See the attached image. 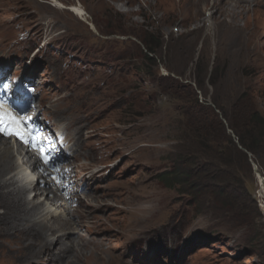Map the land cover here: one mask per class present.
Here are the masks:
<instances>
[{
  "label": "rangeland",
  "instance_id": "1",
  "mask_svg": "<svg viewBox=\"0 0 264 264\" xmlns=\"http://www.w3.org/2000/svg\"><path fill=\"white\" fill-rule=\"evenodd\" d=\"M0 62L53 156L10 138L0 264H264V0H0Z\"/></svg>",
  "mask_w": 264,
  "mask_h": 264
},
{
  "label": "bare ground",
  "instance_id": "2",
  "mask_svg": "<svg viewBox=\"0 0 264 264\" xmlns=\"http://www.w3.org/2000/svg\"><path fill=\"white\" fill-rule=\"evenodd\" d=\"M23 88H24V86H22V82H20V87L18 88V89H21L22 91H23ZM1 94L2 93H0V98H1ZM12 94V93H11ZM22 94H17V92H15V99L16 100H19V99H24L25 101L26 100H29V99H31L30 97H26V95H22L24 98H19L20 96H21ZM3 104H4V102H3V100L2 99H0V118H2L3 119V121H4V123L7 125V123L9 122V119H10V117H15V116H13V115H11L7 110H6V108H5V106H3ZM19 119V118H18ZM20 121H22L21 119H20ZM23 122V121H22ZM32 123H35L34 121H32ZM13 127H16V125H13ZM21 127L23 128V124L21 125ZM24 131H26L27 133H33V130H24ZM46 133H44V135H45ZM41 135L42 134H40V137H41ZM48 135V133L46 134V136ZM1 137L3 138V139H7V140H5V141H3L2 139H1ZM54 137H55V134H53V133H51L50 135H49V138L48 139H50V140H53L54 139ZM11 136H5V135H3V134H0V159L4 162V164L5 165H9L10 164V162H13L14 161V159H15V157H16V155H18V154H20V151H19V149L21 148L22 150H24L25 152H27L25 155H24V163L25 164H28V163H30L31 162V165L35 168V169H38V171L39 170H41L42 172H44L45 173V171H48L47 170V166L48 165H50V163L49 164H45L44 162H43V156L41 155V154H38V153H34L31 149H28L27 147L28 146H25L24 145V143H23V141H21L20 139L18 140V138L16 137V140L18 141L17 142V146L19 147V149L18 148H16V150H15V147H14V145L12 144V142H11ZM56 140V139H55ZM41 144V143H40ZM40 144H37L36 143V145L37 146H40ZM14 150H15V152H16V154L14 153ZM34 155H35V157H34ZM3 158V159H2ZM22 158H23V156H22ZM35 159V160H34ZM30 167V166H29ZM49 169V168H48ZM69 170H67V169H65V170H61V171H58L57 173H56V176H57V178H56V180H54L55 181V183H57L58 184V182L60 181V179H61V177H64V176H66L67 174H69ZM44 173H42V175L41 176H39L42 180L43 179H45L44 178ZM52 173V172H51ZM33 174V173H32ZM37 174V173H36ZM35 175V174H34ZM53 175V174H52ZM36 176V175H35ZM68 180V179H67ZM52 181H48V183L50 184ZM14 184V183H13ZM48 184V185H49ZM61 185H64L65 186V183L64 184H58V187H61ZM19 188V187H18ZM67 188V187H66ZM66 188H64L65 189V191H63V189L61 188L60 190H59V193H58V195H55V197H58L59 196V199L57 200V204H59V205H62V204H64L63 203V198L65 197V195L68 193L67 192V189ZM15 190V189H14ZM44 190V189H43ZM17 191V190H16ZM26 191V188H19V190H18V193H24ZM44 191H46L47 192V189H45ZM52 192V194H53V190L52 191H50V193ZM16 193V192H15ZM48 193H49V191H48ZM17 194V193H16ZM66 197H68V196H66ZM66 199V198H65ZM55 201V200H54ZM62 203V204H61ZM68 204V203H67ZM66 206V205H65ZM64 208V207H63ZM66 208H68V207H66ZM69 209V208H68ZM68 226V224L67 223H63V225L61 226L62 227V229H66V227ZM50 230H54V228H51L50 227ZM57 240H61V238H57ZM102 253H105V252H102ZM103 260H107V259H105V258H102ZM88 262H89V260H88ZM98 264H102V263H98Z\"/></svg>",
  "mask_w": 264,
  "mask_h": 264
},
{
  "label": "snow or ice",
  "instance_id": "3",
  "mask_svg": "<svg viewBox=\"0 0 264 264\" xmlns=\"http://www.w3.org/2000/svg\"><path fill=\"white\" fill-rule=\"evenodd\" d=\"M4 87L6 88L7 86L5 85ZM22 124L23 122L17 117H10L7 125L4 123L3 119L0 118V134L5 136H16L18 139L29 145L33 143L40 144L41 142L37 141L35 133H27L24 131L21 127ZM13 125H16V127H13ZM40 152L43 156V162L45 164L50 163L48 152L43 146L40 147Z\"/></svg>",
  "mask_w": 264,
  "mask_h": 264
},
{
  "label": "trees",
  "instance_id": "4",
  "mask_svg": "<svg viewBox=\"0 0 264 264\" xmlns=\"http://www.w3.org/2000/svg\"><path fill=\"white\" fill-rule=\"evenodd\" d=\"M142 42H143V44L145 45V47L147 48V50L149 51V53H153V52L155 51L154 48L152 47V42H151L150 37H149V38H146V37L142 38ZM148 56H149V55H148ZM252 130H253V129H252ZM255 132H256V131H255ZM255 132H254V133H255ZM251 133H252V131H251ZM254 133H252V134H254ZM240 140H241V143H242L243 145H245L249 150L254 151V149H253L252 147H250L249 143L246 141V139H245L242 135H240ZM214 168H216V167H214ZM216 170L219 171V173L216 174L217 176H215V178L217 179L219 176H221V175H223V174L220 173L221 171H220L218 168H216ZM216 172H217V171H216Z\"/></svg>",
  "mask_w": 264,
  "mask_h": 264
}]
</instances>
